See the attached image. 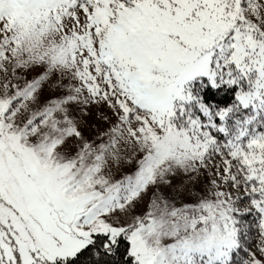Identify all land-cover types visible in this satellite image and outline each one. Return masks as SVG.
<instances>
[{
  "label": "snow or ice",
  "instance_id": "6c2138e0",
  "mask_svg": "<svg viewBox=\"0 0 264 264\" xmlns=\"http://www.w3.org/2000/svg\"><path fill=\"white\" fill-rule=\"evenodd\" d=\"M0 264H264V0H0Z\"/></svg>",
  "mask_w": 264,
  "mask_h": 264
}]
</instances>
